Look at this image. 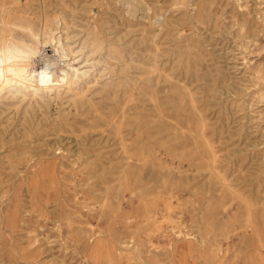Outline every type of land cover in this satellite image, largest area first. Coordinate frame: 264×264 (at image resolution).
<instances>
[{
    "label": "rangeland",
    "instance_id": "1",
    "mask_svg": "<svg viewBox=\"0 0 264 264\" xmlns=\"http://www.w3.org/2000/svg\"><path fill=\"white\" fill-rule=\"evenodd\" d=\"M1 7L34 53L1 106L0 264H181L180 243L196 264H264V0Z\"/></svg>",
    "mask_w": 264,
    "mask_h": 264
},
{
    "label": "bare ground",
    "instance_id": "2",
    "mask_svg": "<svg viewBox=\"0 0 264 264\" xmlns=\"http://www.w3.org/2000/svg\"><path fill=\"white\" fill-rule=\"evenodd\" d=\"M134 1V0H133ZM136 3V2H135ZM139 3V2H138ZM132 5V4H131ZM140 6V5H139ZM5 7V6H4ZM11 7V6H10ZM120 7V6H119ZM132 7V6H131ZM122 8V7H121ZM104 9V8H103ZM130 9V8H129ZM139 9L136 7V10ZM143 9V8H142ZM9 11V10H8ZM10 12V11H9ZM94 12V11H93ZM130 12V11H129ZM138 12V11H137ZM4 8L1 7L0 8V22H2L4 24L5 20L7 21V19H4L2 17H4ZM19 13V12H18ZM136 13V12H134ZM7 14V13H6ZM17 14V13H16ZM26 15V14H25ZM13 16V15H12ZM7 18V17H6ZM19 18V17H18ZM27 20V19H26ZM29 20V19H28ZM27 20V21H28ZM57 20V19H56ZM29 22V21H28ZM161 23V22H160ZM49 26V25H48ZM68 27V26H67ZM5 27H3L2 24H0V125H2L1 123H4L7 121V119L5 120V117L3 116V113L5 111H2V107L1 106H7L8 103L7 101L9 100V96H10V93H11V90L10 88H17L19 86H23L22 84V77H24V74L28 72L29 70V67H31V55L34 53V50H32V48L29 47V45H25L24 43L23 44H20V43H15V42H10L8 39L5 38V34L8 32V30H5L4 29ZM27 29V28H26ZM27 31V30H26ZM56 34V33H55ZM40 32H37L36 31H29L28 33V37L31 39V41L33 42V44H38L40 42ZM64 38V37H62ZM66 38V37H65ZM68 38V37H67ZM59 39V38H58ZM61 39V38H60ZM53 46V45H51ZM66 47V46H65ZM37 51V50H36ZM69 55V54H68ZM49 56V55H48ZM47 56V57H48ZM35 57V56H34ZM36 58V57H35ZM52 58V56H51ZM79 58V57H78ZM81 58V57H80ZM84 59V57H83ZM78 60V59H77ZM33 61V60H32ZM31 62V63H30ZM35 62V61H34ZM65 62V61H64ZM70 63V62H69ZM38 64V63H37ZM67 64V63H66ZM36 65V64H35ZM65 65V64H64ZM40 67V64L39 65H36L35 68H39ZM33 71V70H32ZM63 71V70H62ZM65 71V70H64ZM77 71V70H76ZM82 72V71H81ZM37 74V73H36ZM40 74V79L41 81H45L47 78V74L42 71ZM38 75V74H37ZM63 80V79H62ZM26 81V80H25ZM26 84V83H25ZM30 84V83H29ZM43 84V83H42ZM45 84V82H44ZM43 84V85H44ZM86 84V82H85ZM91 84V83H90ZM13 85H15L13 87ZM27 85V84H26ZM37 85V84H36ZM81 86V85H80ZM37 87V86H36ZM51 87V86H50ZM45 88V87H44ZM48 88V87H47ZM54 88V87H53ZM69 88V87H68ZM80 88V87H79ZM27 90V89H26ZM15 91V90H14ZM13 91V92H14ZM21 91V90H20ZM23 91V90H22ZM50 91V90H49ZM53 91V90H52ZM80 91V90H79ZM101 92L103 90H100ZM99 91V92H100ZM37 92V91H36ZM35 92V93H36ZM44 92V91H43ZM84 92V91H83ZM21 93V92H20ZM46 93V92H45ZM55 93V92H54ZM12 94V93H11ZM63 94V92H62ZM78 94V93H77ZM76 94V98H78V95ZM22 95V94H21ZM48 95V94H47ZM81 95V94H80ZM13 96V95H11ZM17 96V95H16ZM20 96V95H19ZM27 96V95H26ZM41 98V96H38ZM45 97V96H44ZM15 98V97H14ZM70 98V97H69ZM73 98V97H72ZM53 99V98H52ZM18 100V98H17ZM22 102H24L26 100V97L25 96H22V98L19 99ZM71 100V98H70ZM127 100V99H126ZM42 101V100H41ZM89 100H86L85 98H80L78 99V101L76 102V109L77 111H80V112H83L85 111V109H88L87 108V105L89 104L88 102ZM39 102V101H38ZM47 102V103H46ZM92 102V101H91ZM34 103V102H33ZM42 103V102H41ZM43 103H46V105H48V98L47 100H43ZM127 103V102H126ZM39 104V103H38ZM37 104V105H38ZM128 104V103H127ZM122 107V105H119ZM126 106V105H125ZM91 108L90 110L88 111H91L93 109H95L94 107H89ZM123 108V107H122ZM195 108V107H194ZM22 114L24 115L22 118H20V121H19V124L23 126V124H26L27 123V118L25 117L26 113L30 112L31 110L34 112L35 111V107L30 103H26L23 107H22ZM181 109V108H179ZM79 112V113H80ZM191 112V110H190ZM36 113V112H35ZM89 113V112H88ZM87 113V114H88ZM194 113V112H193ZM78 114V113H77ZM197 114V113H196ZM194 113V115H196ZM9 116V115H8ZM7 118V117H6ZM106 118V117H105ZM9 119L10 117H8V122L9 123ZM4 120V121H3ZM3 121V122H2ZM104 122V121H103ZM106 123V122H105ZM109 124H111V122L108 121ZM120 127V126H119ZM3 128H7L6 126H1V129H0V133H6ZM8 129V128H7ZM28 130V129H27ZM138 132V131H137ZM27 133V132H26ZM123 135V134H122ZM154 135V134H153ZM149 137V136H148ZM147 137V138H148ZM36 138V137H35ZM145 138V137H144ZM0 139L1 141H12L13 139L12 138H9V137H5L3 134L0 135ZM123 139V138H122ZM145 140V139H144ZM148 140V139H147ZM158 142V141H156ZM161 142V141H160ZM155 145V144H154ZM161 145V143H160ZM163 145V144H162ZM155 148V147H154ZM172 149H170V152H171ZM174 151V150H173ZM214 151V149H213ZM212 151V153H213ZM34 152L36 153H39L40 151L39 150H33L32 153L34 154ZM169 152V153H170ZM131 155V154H130ZM147 160V159H146ZM150 160V159H149ZM182 160V159H181ZM137 163V162H136ZM195 164V163H194ZM54 168V167H53ZM104 168V167H103ZM168 168V167H167ZM174 168V167H173ZM17 169V168H15ZM179 169V168H178ZM209 170V169H208ZM118 171V170H117ZM180 171V170H179ZM203 171V170H202ZM218 171V170H217ZM183 172V171H182ZM199 172V171H198ZM42 173V171H41ZM55 175V172L53 173ZM222 174V173H221ZM42 175V174H41ZM243 175V174H242ZM224 176V175H223ZM261 176V175H260ZM19 177V176H18ZM226 178V177H224ZM229 187V186H228ZM32 188L34 190V192H36L37 190H40L41 188L46 190V195H44L45 197L43 198L45 201L46 204H48L51 200V195L49 192V190L45 189L44 187H41V185L39 184L38 180H35L34 179V184L32 185ZM109 188V187H108ZM4 192V189H3V186H2V183L0 182V196L3 194ZM136 192V191H135ZM139 192V191H137ZM136 192V193H137ZM135 194V193H134ZM43 197V196H41ZM149 198V197H148ZM243 198V197H242ZM126 200V199H125ZM247 200V199H246ZM121 201V200H120ZM129 203V202H128ZM254 205V204H253ZM104 206V205H103ZM161 207V205H158ZM251 208V207H250ZM3 210V209H2ZM36 210V209H35ZM34 210V211H35ZM4 213V210L2 211ZM250 214V213H248ZM102 215H105V214H102ZM247 216V215H246ZM4 217L6 219V221H11L12 217H10V215L4 214ZM60 220H63L64 218H62L61 216H59ZM247 218V217H246ZM258 218V217H257ZM135 221V220H134ZM171 221V219H170ZM250 226V225H249ZM129 227V226H128ZM248 227V226H247ZM172 228V227H171ZM173 229V228H172ZM172 232V231H171ZM174 233V232H173ZM189 233V232H188ZM166 234V233H165ZM164 234V235H165ZM192 234V233H191ZM182 235V234H181ZM180 235V236H181ZM184 235V234H183ZM195 235V233H194ZM209 235V234H208ZM207 235V236H208ZM185 236V235H184ZM187 236V235H186ZM189 236V235H188ZM178 237V235H177ZM191 237V236H190ZM188 238V237H187ZM190 239V238H189ZM120 241V240H119ZM128 243V242H127ZM152 243V242H151ZM204 243V242H203ZM202 243V244H203ZM167 244V243H166ZM204 245V244H203ZM124 246V245H122ZM160 246V245H159ZM164 246V245H163ZM174 246V245H173ZM201 246V245H200ZM155 247V246H154ZM165 247V246H164ZM160 248V247H159ZM120 249V248H119ZM162 249V248H160ZM190 251V246H187L186 243H180L178 245H176V247H173L171 248V250H168L166 253H169L172 257V259H179L181 264H196V261L192 262V261H188L187 257H186V260L183 258V254L185 253V251ZM120 253V252H119ZM193 259H195V257H193Z\"/></svg>",
    "mask_w": 264,
    "mask_h": 264
}]
</instances>
